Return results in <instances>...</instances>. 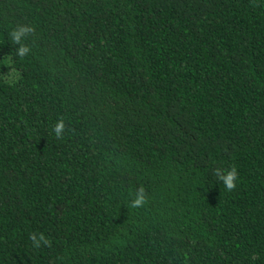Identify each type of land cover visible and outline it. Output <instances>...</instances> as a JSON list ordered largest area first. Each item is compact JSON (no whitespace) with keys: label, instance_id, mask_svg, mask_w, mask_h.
<instances>
[{"label":"trees","instance_id":"obj_1","mask_svg":"<svg viewBox=\"0 0 264 264\" xmlns=\"http://www.w3.org/2000/svg\"><path fill=\"white\" fill-rule=\"evenodd\" d=\"M0 264H264V0H0Z\"/></svg>","mask_w":264,"mask_h":264},{"label":"clouds","instance_id":"obj_2","mask_svg":"<svg viewBox=\"0 0 264 264\" xmlns=\"http://www.w3.org/2000/svg\"><path fill=\"white\" fill-rule=\"evenodd\" d=\"M33 29L30 26H18L13 29L10 33L12 41L19 47L16 50V54L19 57H24L30 52V47L24 44L22 41L27 37ZM52 132L56 138H63L65 133V121L63 119H58L57 122L53 125ZM213 175L218 179L220 183L223 184L226 191L231 192L236 188V182L238 180V172L235 166L226 168L223 171L217 168ZM147 202V193L143 187H140L136 190L134 194V199L131 200L132 208H140ZM33 243V247L36 249L41 248L42 246L51 247V241L43 234L39 233L38 235L33 233L29 237Z\"/></svg>","mask_w":264,"mask_h":264}]
</instances>
